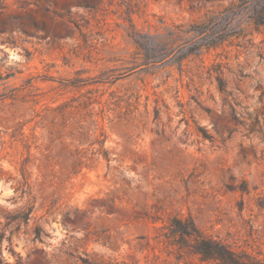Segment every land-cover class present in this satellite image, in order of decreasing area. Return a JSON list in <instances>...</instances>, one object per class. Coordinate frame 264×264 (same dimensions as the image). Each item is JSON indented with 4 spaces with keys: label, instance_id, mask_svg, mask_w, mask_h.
<instances>
[{
    "label": "rangeland",
    "instance_id": "obj_1",
    "mask_svg": "<svg viewBox=\"0 0 264 264\" xmlns=\"http://www.w3.org/2000/svg\"><path fill=\"white\" fill-rule=\"evenodd\" d=\"M237 2L0 0V264H216L171 215L264 257V29L196 32Z\"/></svg>",
    "mask_w": 264,
    "mask_h": 264
},
{
    "label": "trees",
    "instance_id": "obj_2",
    "mask_svg": "<svg viewBox=\"0 0 264 264\" xmlns=\"http://www.w3.org/2000/svg\"><path fill=\"white\" fill-rule=\"evenodd\" d=\"M84 7H92L83 3ZM243 14L253 30L264 29V0H238L237 3L223 8L217 15H204L197 24L198 34H209L214 38L204 47H217L225 41L244 38L247 30L239 26ZM237 18V19H235ZM215 24V30L213 29ZM217 29V30H216ZM220 92L229 95L226 83L220 76L216 77ZM161 238L177 249L198 256L200 261H212L216 264H264V257L253 256L246 251L234 250L226 241L218 237L205 235L196 227L193 220L176 215L168 217L167 222L158 227Z\"/></svg>",
    "mask_w": 264,
    "mask_h": 264
}]
</instances>
